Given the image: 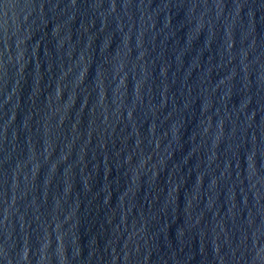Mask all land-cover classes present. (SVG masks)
Masks as SVG:
<instances>
[{"label":"water","instance_id":"95a60500","mask_svg":"<svg viewBox=\"0 0 264 264\" xmlns=\"http://www.w3.org/2000/svg\"><path fill=\"white\" fill-rule=\"evenodd\" d=\"M0 264H264V0H0Z\"/></svg>","mask_w":264,"mask_h":264}]
</instances>
